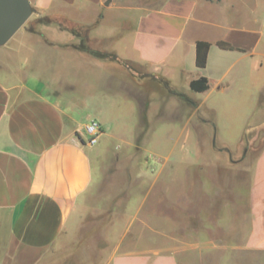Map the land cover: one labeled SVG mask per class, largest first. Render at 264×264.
I'll list each match as a JSON object with an SVG mask.
<instances>
[{
  "label": "crops",
  "instance_id": "0c3cea01",
  "mask_svg": "<svg viewBox=\"0 0 264 264\" xmlns=\"http://www.w3.org/2000/svg\"><path fill=\"white\" fill-rule=\"evenodd\" d=\"M30 3L45 15H76L79 22L93 14L98 17L96 28L103 26L106 11L134 14L118 33L109 27L102 35L113 44L104 50L115 59L79 50L75 34L48 24L39 33L20 28L0 45V264H68L59 257L62 241L93 182V155L99 153L81 140L90 118L102 122V111L94 107L96 81L108 79L111 67L124 68L138 76L140 85L152 80L185 100L189 118L245 74L251 90L259 91L264 84V22L256 16L264 0ZM53 28L59 36L71 35L52 38L48 34ZM198 40L211 43L205 67L196 65ZM220 40L239 49L221 48ZM201 76L208 78L209 88L195 91L191 81ZM85 87L89 92H82ZM243 210L244 239L236 246L240 250L228 253L224 246L217 264H240L245 259L239 256L250 264H264V143L252 162ZM122 241L103 264H181L173 250Z\"/></svg>",
  "mask_w": 264,
  "mask_h": 264
},
{
  "label": "rangeland",
  "instance_id": "374dc122",
  "mask_svg": "<svg viewBox=\"0 0 264 264\" xmlns=\"http://www.w3.org/2000/svg\"><path fill=\"white\" fill-rule=\"evenodd\" d=\"M126 14L106 11L103 26L96 28L93 14L79 22L76 15L51 17L35 10L20 30L39 33L42 25H53L75 34L76 45L106 51L114 46L104 31L126 27L134 16ZM256 17L264 22V8ZM52 30L50 37L59 36ZM243 76L190 118L185 100L152 80L140 85L124 68L111 67L108 79L96 81L94 107L102 111L104 128L92 146L99 150L93 155V182L63 238L61 262L103 264L121 240L173 250L181 264H217L224 246L228 253L240 250L250 170L264 143V84L260 94L251 90L249 75Z\"/></svg>",
  "mask_w": 264,
  "mask_h": 264
},
{
  "label": "water",
  "instance_id": "95a60500",
  "mask_svg": "<svg viewBox=\"0 0 264 264\" xmlns=\"http://www.w3.org/2000/svg\"><path fill=\"white\" fill-rule=\"evenodd\" d=\"M32 13L30 0H0V45H5Z\"/></svg>",
  "mask_w": 264,
  "mask_h": 264
},
{
  "label": "trees",
  "instance_id": "16d2710c",
  "mask_svg": "<svg viewBox=\"0 0 264 264\" xmlns=\"http://www.w3.org/2000/svg\"><path fill=\"white\" fill-rule=\"evenodd\" d=\"M35 10L36 9L33 7V11ZM32 31L36 32V30L34 29H32ZM218 45L224 49H230V50L239 49L233 46L230 42H227L224 40L218 41ZM75 47L80 50L88 51L92 55L99 57V58H109V59L116 58V55L111 52L93 50L83 43L77 44ZM210 47H211V43L209 41H206V40L197 41L196 43V65L198 67H205L207 65V59H208V53H209ZM190 85H191V88L195 91H205L206 89L209 88V81L207 77L201 76L200 78L192 80Z\"/></svg>",
  "mask_w": 264,
  "mask_h": 264
},
{
  "label": "built area",
  "instance_id": "2783aa9c",
  "mask_svg": "<svg viewBox=\"0 0 264 264\" xmlns=\"http://www.w3.org/2000/svg\"><path fill=\"white\" fill-rule=\"evenodd\" d=\"M86 136L82 142L94 146L99 142L100 135L103 133V126L99 119L91 118L84 126Z\"/></svg>",
  "mask_w": 264,
  "mask_h": 264
}]
</instances>
